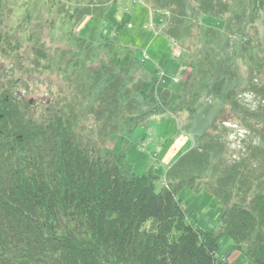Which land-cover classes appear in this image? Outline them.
<instances>
[{
    "label": "trees",
    "instance_id": "trees-1",
    "mask_svg": "<svg viewBox=\"0 0 264 264\" xmlns=\"http://www.w3.org/2000/svg\"><path fill=\"white\" fill-rule=\"evenodd\" d=\"M75 1L69 18L77 23L105 16L110 0ZM190 1L147 0L167 14L165 34L174 44L187 42L199 22L179 90L137 57L115 58L108 37L87 41L72 31L75 62L65 69L76 80L71 101L34 117L10 91L17 81L0 87V264H231L216 257L221 237L245 264H264V131L257 127H264V0ZM5 45L7 53L16 50ZM36 61L52 70L44 51ZM245 93L262 100L250 106ZM184 114L180 133L191 145L168 167L160 191L152 169L135 174L124 149L107 146L119 134L124 148L151 119ZM226 116L256 134L238 158L227 156ZM183 189L221 204L213 230L186 219L177 198Z\"/></svg>",
    "mask_w": 264,
    "mask_h": 264
},
{
    "label": "rangeland",
    "instance_id": "rangeland-1",
    "mask_svg": "<svg viewBox=\"0 0 264 264\" xmlns=\"http://www.w3.org/2000/svg\"><path fill=\"white\" fill-rule=\"evenodd\" d=\"M1 2L0 82L6 90L12 81H17L15 88L10 91L17 93V98L18 93L21 94L22 104L28 103L27 111L34 117H39L43 108L50 106L49 104L65 105L72 100L73 93L77 92L75 78L71 77L69 71H65L68 64L75 62L74 55L70 53L74 49L68 39L70 31L74 36L87 41L95 40L99 34L108 37L115 45V58L128 56L132 59L135 56L144 61L150 71L160 70L163 73V77L160 75L161 81L169 89L179 90L189 74L184 61L190 48H196L199 22L193 23V34L187 42L174 44L172 41L175 39L165 34L168 25L167 14L155 10L147 0H110L106 3L109 7L105 16L98 18L96 13H92V16L82 18L77 23L71 22L75 18H69L73 7H77L75 0ZM190 3L194 5V0ZM84 6L86 2L79 3V7ZM199 21L207 26H217L214 20L208 18H200ZM255 28L260 31L258 23ZM249 34L251 35V32ZM5 40L10 48L16 50L7 53ZM39 50L44 51L51 59L49 66L52 70L43 69L46 65L44 61H36ZM62 51L65 53L63 58ZM101 57L106 60L105 52ZM59 62L62 66L56 64ZM32 63L39 66L35 72ZM96 67L98 62L94 61L93 69ZM60 68L63 69L62 73L53 71H61ZM141 75L142 73H139L138 78ZM242 100L254 106L262 97L245 93ZM224 118L228 123L225 136L229 151L227 156L235 154L238 158L247 141L256 134L245 131L233 118ZM185 119L186 114L155 117L135 130L126 147L122 148L119 134L111 137L107 146L114 151L124 149L126 160L135 174L141 175L152 169L160 177L156 183V191H160L166 183L165 173L168 167L190 148V139L180 133ZM257 127L264 131L262 125ZM229 136L233 138L229 139ZM177 198L182 203L186 219L197 228L208 232L217 226L222 208L211 194L183 189L177 193ZM216 257L219 262L227 259L231 264H245L244 254L235 250L229 237H221L217 241Z\"/></svg>",
    "mask_w": 264,
    "mask_h": 264
},
{
    "label": "flooded vegetation",
    "instance_id": "flooded-vegetation-1",
    "mask_svg": "<svg viewBox=\"0 0 264 264\" xmlns=\"http://www.w3.org/2000/svg\"><path fill=\"white\" fill-rule=\"evenodd\" d=\"M0 87H3V85L1 84V82H0ZM4 89V88H3ZM2 88H1V90H3ZM17 94V93H16ZM18 95H19V98H17V97H15V100L16 101H18V102H20L21 104H22V101H23V97L21 96V94H19L18 93ZM16 104V103H15Z\"/></svg>",
    "mask_w": 264,
    "mask_h": 264
},
{
    "label": "clouds",
    "instance_id": "clouds-1",
    "mask_svg": "<svg viewBox=\"0 0 264 264\" xmlns=\"http://www.w3.org/2000/svg\"><path fill=\"white\" fill-rule=\"evenodd\" d=\"M240 135L242 136L243 135V131L240 132ZM233 137L232 136H229V139H232Z\"/></svg>",
    "mask_w": 264,
    "mask_h": 264
}]
</instances>
